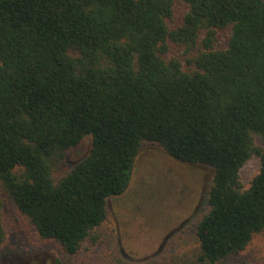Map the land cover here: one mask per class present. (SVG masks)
I'll return each instance as SVG.
<instances>
[{
    "label": "trees",
    "instance_id": "obj_1",
    "mask_svg": "<svg viewBox=\"0 0 264 264\" xmlns=\"http://www.w3.org/2000/svg\"><path fill=\"white\" fill-rule=\"evenodd\" d=\"M146 142L214 174L198 243L141 264H264L236 258L264 232V0H0V246L5 195L80 264Z\"/></svg>",
    "mask_w": 264,
    "mask_h": 264
},
{
    "label": "rangeland",
    "instance_id": "obj_2",
    "mask_svg": "<svg viewBox=\"0 0 264 264\" xmlns=\"http://www.w3.org/2000/svg\"><path fill=\"white\" fill-rule=\"evenodd\" d=\"M176 4L173 25L186 10ZM228 31L220 32L225 44ZM172 54H180L171 44ZM86 137L67 156L71 166L90 152ZM260 169L253 156L241 168V180L248 187ZM214 170L204 164L180 161L160 144L146 142L135 158L127 190L108 198L109 217L102 227L104 239L88 242L77 257L80 264H141L154 258L175 259L198 243L193 224L208 208V190ZM3 221L6 240L0 246V264H59L63 255L54 242L42 240L28 219L4 195ZM237 260L264 262V232L236 255ZM65 264H72L65 261Z\"/></svg>",
    "mask_w": 264,
    "mask_h": 264
}]
</instances>
